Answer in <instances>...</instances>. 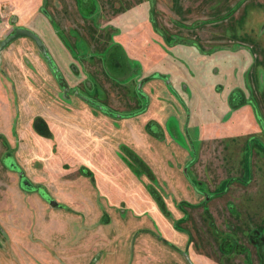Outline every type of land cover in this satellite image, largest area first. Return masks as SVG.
Here are the masks:
<instances>
[{
	"label": "rangeland",
	"instance_id": "rangeland-1",
	"mask_svg": "<svg viewBox=\"0 0 264 264\" xmlns=\"http://www.w3.org/2000/svg\"><path fill=\"white\" fill-rule=\"evenodd\" d=\"M20 28L0 264H264V0H0Z\"/></svg>",
	"mask_w": 264,
	"mask_h": 264
},
{
	"label": "water",
	"instance_id": "water-1",
	"mask_svg": "<svg viewBox=\"0 0 264 264\" xmlns=\"http://www.w3.org/2000/svg\"><path fill=\"white\" fill-rule=\"evenodd\" d=\"M20 37H29V38H31L32 40H34L37 43V45L41 48V50L44 53H46V48H45L43 40L40 38V36L37 33H35L33 30L28 29V28L17 29L16 32H14L13 34L9 35L7 38L0 39V50L6 48L11 42H13L14 40H16V39H18Z\"/></svg>",
	"mask_w": 264,
	"mask_h": 264
}]
</instances>
